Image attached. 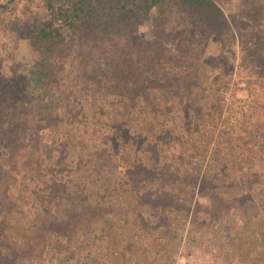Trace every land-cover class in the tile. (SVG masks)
Instances as JSON below:
<instances>
[{
  "label": "trees",
  "instance_id": "trees-1",
  "mask_svg": "<svg viewBox=\"0 0 264 264\" xmlns=\"http://www.w3.org/2000/svg\"><path fill=\"white\" fill-rule=\"evenodd\" d=\"M18 1L0 0V25H7L10 19L19 22V15L11 17L7 11L8 4ZM39 1L48 17L30 29L21 27L18 41L25 42V49L19 47L20 55L4 70L6 60L0 59V157L10 162L20 154L22 161L39 162L36 144L45 147L43 158L50 166L47 173L49 186H53L45 200L57 207L65 201L82 213L73 216L68 209L61 214L46 213L40 234L70 232L82 218L86 229L88 220L94 216L92 222L97 225V216H101L105 223L97 237L103 239L114 234L107 218L118 214V209L127 211L147 202L152 213L162 211L153 202V194L158 197L180 183L196 186L197 195L210 200V205H192L194 191L184 202L171 193L173 204L165 208L179 206L171 211L177 219L192 221L201 212L212 216V222L229 212L237 218L253 201L264 211V171L253 168L246 158L228 162V175L221 171L227 161L217 155L215 147L211 156L214 169H202L201 159L194 156L190 166L181 169L176 163H164L153 173L149 167L156 161L154 154L162 152L163 136L166 142L182 144V138L203 126L194 118L204 119L201 104L221 100L225 82L212 77L210 69L224 65L223 55L235 43L232 14L225 13L215 0ZM251 4L244 12L253 23L264 16V0ZM145 24L148 31L142 34L139 28ZM212 40L218 47L215 54L208 51ZM241 56L246 66L260 65L264 71V38L259 37L257 46ZM174 123L175 134L165 129ZM60 124L71 132L62 145L55 138H45ZM192 126L195 128L190 129ZM227 132L220 130V138L224 136L223 143L229 144L231 134ZM75 138L81 144L76 145ZM84 144L87 149H82ZM72 147L80 153L72 154ZM149 157L155 158L150 162ZM87 170L88 181L82 176ZM151 183L158 190L153 194L148 193ZM6 186L4 179L0 208L11 200ZM129 187L134 189L132 204L127 203L131 200ZM81 205L85 207L81 209ZM252 217L259 223L261 216ZM32 253L35 260L42 251ZM0 264H12L10 255L0 252Z\"/></svg>",
  "mask_w": 264,
  "mask_h": 264
},
{
  "label": "rangeland",
  "instance_id": "rangeland-1",
  "mask_svg": "<svg viewBox=\"0 0 264 264\" xmlns=\"http://www.w3.org/2000/svg\"><path fill=\"white\" fill-rule=\"evenodd\" d=\"M215 1L225 13L232 14L236 19L235 43L229 52L224 53V65L215 64L210 69L212 77H219L223 83L227 80L230 82L228 85L230 96L224 102L214 100L210 104H201L204 119L194 118L198 121V125L203 124V126L196 134L192 132L194 134L189 135L187 139L182 138V144H178L177 141L166 142L163 136L162 152L158 151L154 154L156 161H153L155 157L153 159L149 157L147 160L153 161V164L149 165L153 173L158 165L164 163H176L175 165L180 169L185 168L194 157L201 159L202 169L207 167L214 169L216 164L211 160L213 147L218 150L217 155H222L227 161L226 168L221 170L227 175L230 173L228 162L234 164L238 158H246L253 168L264 171V71L260 65L246 66L241 56L249 47L257 46L259 37L264 38V16L253 23L245 16L244 11L256 0ZM7 11L10 12L11 17L19 15V22L10 19L7 25H0V59L6 60L1 67L3 70L7 63H12L20 55L19 47L25 49V42L18 41L21 27L30 29L36 21L48 17V10L39 0L13 2L8 4ZM147 31L146 24L139 28L142 34ZM208 51L212 54L218 51L214 40L209 42ZM68 81L69 75L66 82ZM65 92L67 93V88ZM109 99L114 97L110 96ZM154 122V129H158L156 128L158 124ZM174 127L175 123L167 125L165 129L175 134ZM192 128L195 126L190 129ZM222 129L231 134V143H223L224 136L220 138ZM70 133V129L60 124L56 131H51L45 138H55L58 145H62L65 135L68 137ZM75 139L76 145L81 144L78 138ZM36 145L39 162L25 159L26 163H24L20 154L16 160L10 162L0 157V187L6 179L7 192L11 197L9 203H3L5 205L0 208V252L9 254L12 264H170L173 256L179 251L180 255L201 258L207 264H264V211L254 206L255 201L252 207L244 206L240 217L237 218L229 212L212 222V216L207 212H201L202 216L198 219L180 220L171 212L179 206L170 210L165 208V205L173 204L171 193L180 196V202H184L194 191L192 205L197 206L200 203L210 205V200L197 195L196 186L192 188L182 183L166 193L159 194L158 197L154 192L158 190L155 184L151 183L148 193L149 191L155 193L153 195L156 196L151 195L155 199L153 202L159 203L163 210H158L160 212L155 210L156 212L152 213L151 204L147 202L138 207H129L127 211L118 209V214L107 218L110 220L109 223H112L114 234H108L103 239L97 237L102 233L99 228L101 223H105L101 216H97V225L92 222L94 216L91 221L88 220L90 227L86 229H84L86 219L82 218L80 224L70 232L40 234L39 227L44 214L57 213V211L59 214L66 213V209L70 210L73 216H81L82 213L74 206L69 207L65 201L57 207V204L45 200L44 197L47 198L53 187L49 186L50 174L47 173L50 166L43 158L45 147ZM84 147H87L85 144L82 149H87ZM73 149L72 154L75 156L80 153L77 152L76 147H72ZM91 155L92 153L88 155L87 163H90ZM69 157H71L70 153ZM71 166L72 164H69V167ZM88 172L89 170L82 173L86 181L89 180ZM182 178L184 179L185 176L183 175ZM56 188L58 190L54 189V191L59 195V186ZM128 191L131 200L127 203L132 204L134 189L129 187ZM81 194L83 196L84 191ZM152 197L150 199H153ZM80 202L85 204L82 200ZM248 203L250 202L247 201ZM81 206V209L85 207ZM181 213L180 207V215ZM255 215L261 216L259 223H256L255 218L252 217ZM169 219L171 222L168 223ZM231 237L232 244L229 243ZM35 249L42 251V254L34 260L32 252Z\"/></svg>",
  "mask_w": 264,
  "mask_h": 264
},
{
  "label": "built area",
  "instance_id": "built-area-1",
  "mask_svg": "<svg viewBox=\"0 0 264 264\" xmlns=\"http://www.w3.org/2000/svg\"><path fill=\"white\" fill-rule=\"evenodd\" d=\"M229 84L230 82L227 80L221 90V102H224V100L230 96V90L228 87ZM179 252L173 256L172 262L170 264H207L206 262L202 261L201 258L185 257L180 255Z\"/></svg>",
  "mask_w": 264,
  "mask_h": 264
}]
</instances>
